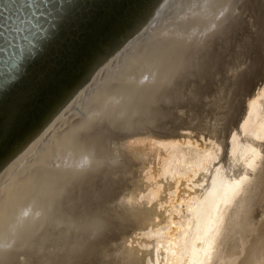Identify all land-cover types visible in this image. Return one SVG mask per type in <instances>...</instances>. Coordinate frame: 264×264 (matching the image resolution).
Returning a JSON list of instances; mask_svg holds the SVG:
<instances>
[{
  "label": "bare ground",
  "instance_id": "bare-ground-1",
  "mask_svg": "<svg viewBox=\"0 0 264 264\" xmlns=\"http://www.w3.org/2000/svg\"><path fill=\"white\" fill-rule=\"evenodd\" d=\"M158 1L160 2L162 0H0V259H1V255H2V257L5 254L9 255V253L11 251V250L9 251V249L11 248L12 244H15V246L17 245L16 248H19V246L20 245L22 246V244H23V249H24V243L25 242L20 244V245H18V243L21 241V239L24 238V235L28 234L27 236L30 237L31 231H29V228H30V230H32L31 227H32V225H34L33 223L37 224L36 222H37L38 218L42 214L45 213L43 211L44 208H46V206L51 207L54 205H55L54 207H57V205L55 203H53L52 200L54 198L56 199V197H57L56 195H58L61 192H58L56 189L57 193L55 195L56 197H54V198L51 196L54 194V192H51L50 197H52V200H50L51 198L49 197L50 198L49 202L52 201L51 202L52 205L50 206L48 204L49 203L48 200H46V203H45L43 201L44 199L43 200L41 199L43 197V195L41 194L42 195V197H41L40 193H42L44 191L41 192L40 190H43V189L46 190L47 189L46 193L48 196L49 195L48 194L49 189H50V191H52L51 190L52 188L57 187V185L60 186L61 182L63 183L62 180L65 178L66 173L68 174V172H69V170H67V169H71V168L74 169L78 165H80V167H81V164L86 165V164L91 162V159L94 160V158L97 156L96 154L92 153L94 151L93 149H92L93 150L92 152H90V151L89 152L94 154L95 157H92L91 156L92 154H89L87 151V149L90 148L92 146V144H94L99 139H101V138H99L98 133H96L94 131L95 127L98 131H99V129L97 127L98 125H100V129L103 128V131L105 129L104 126H107V125H109L111 127L114 126L116 128V125L120 126V124H121L122 130H123L124 126L128 127V124H125L124 126H122V124H124L125 120L127 121L126 117L128 118V116H127L128 112L131 111V113H132L131 115H133L135 112H137V111H132V109L138 110L136 107L139 108V106L142 104V102H143V104L145 101L147 102V100L149 98L148 96H150V94L154 93L153 90L156 91L155 94L158 95L157 92H160V90H161L160 88H162V86L164 87L163 83L167 79H169L173 73H175V69L178 66L177 64L179 63V61H181L183 58L185 59L187 57V56H185L186 53L188 54V58H190V59H191V57H190L191 54L192 55L196 54L195 53L196 50H194L193 53L188 51L189 53H191L189 56V53L186 52L188 45H185V44L187 42L191 41L190 38L192 39V36L194 34L196 35L197 31H199V32L202 31V29L204 28V26L208 22V19L205 20L208 12L213 11V9H215V7L218 5L217 4L218 0H169V2H167L166 5L164 3L161 6V8H159L160 10H162L160 17L165 18V15L168 14L169 11H171V9H173V11H174L173 17L166 24H163L162 26H160L158 28H155L149 24L142 25L141 29L138 31V33L133 38L130 39V37L133 35V33L138 29V27L143 22L146 23V21L147 22L149 21L151 10L157 4ZM221 1H225V0H221ZM227 1L228 0H226V3H227ZM235 1L236 0H234L232 2V4ZM237 3H239V2H237ZM251 3H253V2H251ZM176 4H179V6L178 5L175 6ZM164 5L166 7L165 9H163ZM221 5L224 6L222 4V2H221ZM261 5H263V4H261ZM231 6H233V5H231ZM231 6L229 7L230 9H231ZM254 6H255V4H254ZM234 7L236 8V5H234ZM258 7H256V8H258ZM225 8H227L226 5H225ZM225 8H224V10H225ZM235 8H233V9L236 10ZM217 9H218V7H217ZM219 9H220L219 11L222 12L223 9L222 8H219ZM160 10H158V12ZM227 11L228 10H226V13H227ZM231 12H232V9H231ZM224 13H225V11H224ZM226 13H225V15H226ZM228 14H230V13H228ZM230 15H232V14H230ZM252 15H254V14H252ZM252 15L247 14L246 17L252 16ZM229 16L226 15L225 18H227ZM263 17H264V15H263ZM222 18H224V17H222ZM233 18L235 19V16ZM233 18H231V20ZM234 19L232 20L233 22L235 21ZM243 19H246V18H243ZM251 19L252 18L249 19V17H248V20L252 21ZM227 20H229V18ZM255 20H256V18H255ZM221 21H224V19ZM230 21H227L226 24L223 22L222 23L218 22V23L220 24V27L222 24H225V27H226L227 23ZM239 21H240V19H239ZM241 21H243L245 23L247 22V20L246 21L241 20ZM241 21L239 23H241ZM218 23H216V24H218ZM235 23H236V21L233 24H235ZM208 24L206 25L205 28H207ZM228 25H229V23H228ZM247 25L249 26L250 23ZM214 26L216 29L217 25H214ZM222 26H224V25H222ZM232 26H233V28L235 27L234 25H232ZM218 27H219V25L217 26V29H220V31H221V28H218ZM228 27H230V26H228ZM228 27H227V30H229ZM261 27H262V25H261ZM205 28H204V31H205ZM213 29H214V27H213ZM238 29H239V27H238ZM250 29H252V28H250ZM260 29H262V28H260ZM227 30H225L224 32H226ZM247 30L248 29H246L245 31H247ZM236 31H237V28H236ZM241 31L244 32L242 29H241ZM194 32H196V33H194ZM230 32H231V30H230ZM233 32H234V30H233ZM262 32H261V34L263 35ZM201 33H203V31ZM248 33H250V32H248ZM228 34H230V33L228 32ZM236 34H238V33L237 32L234 33V35H236ZM262 35H260L258 37L263 38L264 36L262 37ZM231 36H233V35H231ZM140 38H145V39H143L144 41L142 42V44H140V46H137V47L134 46L135 43L138 42V40ZM197 38L198 37H196V39ZM200 38H201V36H200ZM200 38H198V39H200ZM201 40H200V42H201ZM248 40H250V39H248ZM260 40H262L261 42L263 44V42H264L263 39H260ZM253 41H255V40H253ZM122 42H124V44L121 46ZM220 43H222V42H220ZM175 44H177V45L175 46ZM196 44H197V41H196ZM194 45H195V43H194ZM184 46L187 48L185 49ZM197 46L199 47V45H197ZM215 46H217V45H215ZM144 47H146V48H144ZM140 48H144L143 50H141L142 52L140 51ZM219 48H222V47L219 46ZM216 52H218V51H216ZM262 53H264V52H262ZM214 55H217V53ZM240 57L241 56H239V58ZM249 57H250V55H249ZM188 58H186V59H188ZM223 58L224 57H222L221 60ZM192 59H194V58H192ZM263 59H264V57H263ZM186 61L188 64H190L188 62V60H186ZM198 62H199V60H198ZM245 62H247V61L245 60ZM113 63H117V66H118L117 69H115L112 73H110V75L106 76V78H104V80H102V81L100 80V83L93 90L91 89L92 92L90 91V94L85 98L84 103L79 108L76 107L78 109H74L76 111H74L73 116L71 118H69L68 120H66L65 123L60 128L58 127L55 129L53 127V129H51L53 124L55 123L56 119L58 122L60 119L64 120V118L63 119L61 118L62 117L61 115L63 114V112L66 109H69L68 107H70V104L75 99L79 98V96L82 95L81 91L84 89V87L86 85L83 88H81L79 91L75 90L76 87L79 86V84L81 82H84L85 80H86V83H88V82L90 83V81L93 79V77L97 76L101 72L103 67L106 66L105 68H107V66H108L110 68V66L113 65ZM193 63L194 62H192V66H193ZM225 63H227V62H225ZM225 63L223 64V67H225L224 66ZM229 63H231V62H229ZM234 63H235V66L230 67L229 66L230 64L228 65L230 67V68L228 67L229 68L228 71L231 70L230 72H233V70H235L238 63H237V61H234ZM234 63H233V65H234ZM236 63H237V65H236ZM217 66H219V65L217 64ZM238 67H237V69H238ZM242 67H240L241 71H243ZM220 69H222V68H220ZM112 70H113V67H112ZM190 70H191V68H190ZM261 70H262V72H260L261 77L259 78L260 82L259 83L257 82L258 84L257 83L253 84V87L252 88L250 87L251 89L248 87L250 90L246 89L248 91L247 92L245 91L246 92L245 94H243L244 93V91H243L241 94L243 96L239 95V96L243 97L242 99H240L241 104L239 103V105H241V108L238 105L239 106L238 109H240V111L238 113V110H237L238 114H237V116L235 115L236 117L235 116H233L231 118L229 117L230 121L234 117H235L234 118L235 120L233 121V123L229 122V123H232L233 125L232 124H231L232 126L227 125L229 127L228 129H227L226 125H224L227 123H223L224 127H226L225 131H223V132L219 131L220 130L219 127L218 128L214 127L215 129L211 128V126H209L211 121L210 122L207 121V122H209V125H205L206 120L203 122H197V120H196L197 123L190 122L193 125L190 123L189 124L185 123L186 125H180V124L178 125V126H181L182 128L183 127L190 128V130L195 129L196 131L195 130L192 131L193 134L195 131L196 136H201V135L205 136L206 135L205 138H207L209 136L208 138L211 137L214 142H212V144H213L212 145L211 141L209 140L210 145H209V142L206 144V145H209V147H211V152H208L206 150L207 151L206 153L203 152L200 156L198 155L197 159L195 158V160H193L191 162V165L193 166V170H194L192 172L193 173L192 175L196 174V177L195 178L193 177L194 180H191L192 179V177H191V178H189L190 180H188V182H187V183H189V181H192L191 182L192 185L190 186L193 189V191L190 189L191 190L190 195L192 194V198H191V201L187 200V201H189V204L187 203L188 206L186 208V212L185 211H184L185 213L182 212V213H184L183 217H184L185 221L182 224V227L180 228L181 229L180 232L178 231L179 232L178 246L176 247V249L173 250V252H171L172 255L171 254L170 255H171L172 261H170L169 264H264V63H263ZM246 71H248V70H246ZM244 73H246V72H244ZM225 74L227 75L228 73H225ZM232 74L233 75H231V73H230L231 76L235 77V74L234 73H232ZM115 76L118 77L117 81L120 79L119 82H115V83L113 81L111 82V80H113V78H115ZM219 76L220 75H218V77ZM172 77H173V75H172ZM214 77H215V75H214ZM97 78L98 77H96L95 79H97ZM249 78H250V76H249ZM251 78H253V77L251 76ZM109 79H111V80L109 81ZM98 80H99V78H98ZM196 81H199V80H195V82ZM230 81L231 80H229V82ZM234 81L236 82V80H234ZM237 81H239V80H237ZM94 82H95V80H94ZM198 83L200 84V82H198ZM208 84H209L208 86H210V83H208ZM187 86H189V85H187ZM233 86L234 85H232V87ZM204 87H206V86H204ZM216 88H218V87H216ZM239 88H241V87H239ZM165 89H168V87ZM201 89H203V88H201ZM201 89H198V90L200 91ZM218 89L214 93V94H216L215 96H212L214 94H211V96L214 98L211 97L212 100L210 102H212V103L210 105H212V104H216V105L222 104L223 105V103L231 104V102L228 103V100H224L225 98L223 99L224 96H226V95L229 96V91L227 92L226 89L224 88L228 94L226 93V95H225V92L223 91L224 94L222 97L221 95H219ZM86 90H87V88H86ZM163 90H164V88H163ZM227 90H230V89L227 88ZM239 90H238V92H239ZM164 91H166V90H164ZM220 91H221V89H220ZM84 92H86V91L84 90ZM71 93H73V94H71ZM234 93L235 92H233V94ZM155 94H153V95H155ZM203 94H204V92H203ZM157 95H155V96H157ZM160 95H162V94H160ZM236 95H238V94H236ZM155 96L152 99L154 101H156ZM231 97H233V96H231ZM206 99H208V98H206ZM228 99H230V98H228ZM231 99H233V98H231ZM236 100L239 101V99H236ZM154 101H151V103H153ZM238 101H237V103H238ZM191 102H193V101H191ZM198 102H199V100H198ZM205 102L206 101H204V103ZM233 102H234V100H233ZM199 103H197V104H199ZM61 104H63V105L65 104V105L61 108V106H62ZM193 104H194V102H193ZM149 105H152V104H149ZM191 105L192 104L187 105V106H191ZM234 105L236 106L235 108H237L236 102H234ZM199 106H200V104H199ZM229 106L230 105H228V107ZM232 106L233 105H231V107ZM150 107H153V106H149V108ZM203 107H204V104H203ZM228 107L226 106V108L223 107L222 109L225 108V110L227 111ZM231 107H230V109H231ZM60 108H61V110H60ZM233 108H234V106H233ZM233 108H232V110H233ZM150 109H148V110H150ZM207 109L212 110V107H209ZM213 109H216V108H213ZM219 109H221V108H219ZM56 110H60V112L53 119L52 123H49L41 132H39V129H41V127L46 123V121H48L55 114ZM190 110H192V109H189V111ZM229 110H228V112L231 111V110L230 111ZM197 111H199V110H197ZM224 111L221 110L220 113L221 112L224 113ZM216 112H218V111H216ZM228 112H226V113L228 114ZM183 113H185V112H183ZM190 113H191V111H190ZM195 113H196V110H195ZM211 114L213 115L214 112ZM232 114H236V113H232ZM129 115H130V113H129ZM134 115L136 116V113ZM193 115H194V113H193ZM218 115L214 114V117L216 118V116H218ZM225 115L226 114H224V116ZM179 116H176V117H179ZM182 116H180V117L182 118ZM202 116L204 117V113L202 114ZM211 116H209V117H211ZM220 116H223V115H220ZM195 117H197V116H195ZM200 118H201V116H200ZM215 118L214 119L212 118V120L216 121L217 119H215ZM218 118L223 119L226 117H218ZM130 119L131 118L129 117L127 123H129ZM177 119H180V118H177ZM184 119L185 118H183V120ZM207 119L210 120V118H208V116H207ZM155 120H157V119L155 118ZM227 120H228V118H227ZM177 121L173 122L174 125ZM225 121L226 120H224L223 122H225ZM177 123H179V122H177ZM181 123H183V122L181 121ZM194 123H195V126H194ZM211 123H212V125L214 124L213 122H211ZM170 124H171V122H170ZM54 125H56V124H54ZM57 125H58V123H57ZM59 125H61V124H59ZM102 125H104V126L101 127ZM148 125L147 126H146V124L144 125V126L148 127L147 128L148 131L145 132L146 134L143 132L145 134L144 137H147V138L150 137L148 140L147 139L139 140L138 135H139L140 131L138 132L135 128L132 129V132H130V133H126V131H124L126 133V136H123V137L122 136L121 137L116 136V137H118L117 142H118L119 146L121 144H124V143L127 144L129 142L128 143L129 146L127 144L128 150H127V146L121 145V146H125L127 151H125V148L121 149L118 146V144H116L117 145L116 148L117 147L120 148V150H118V151L120 152L121 150L122 151L124 150L128 154L130 152L131 157H133L132 154L134 153L133 158L135 160H137L140 164H141V162L142 163L145 162L144 157H146V159H147L148 155H146V154L151 155V156H149L150 158L152 157L151 161L149 160V162H150L149 164L152 165V167H150V168H152V175L153 176H152V180H151V178H150V180L148 178H144L145 169H139L137 171V168L140 167V166H138L139 164L134 163V164H137V166H138L137 168H135L136 165L132 166L131 162H134L133 161L134 159L132 158V161H131L130 160L131 158H129L130 156L128 155L129 156V157H127L128 160H126V162L124 161V163H127L130 160L129 163H131V166L136 169V172L135 171L134 172L137 173V175L133 172L135 174V175H133V177L134 176L136 177V178L134 177L135 180L129 179V180H131V182H130L127 179L128 176H126V175H125L126 177H122L121 180H119L117 178L119 180L118 182L120 183V181H121L122 183L120 186H118V185L116 186V188L117 187H119V188L116 189L114 187L116 190L120 189L122 187V185L124 186L125 184L128 185L130 183V185H128L129 187L127 185L124 186V188L127 187L129 190L126 191L127 193L125 192L126 193L125 195L122 193L123 198L120 196L121 194L119 192L117 193V191H116L117 195H119L121 197V199H123L121 201H120V198L119 199L117 198V200H116L117 202H116L114 199H116L115 196H117V195H115V192L113 190L112 191L108 190L110 192H113L115 195V196H113L111 193H110L111 195H109L110 197L113 196L112 198H114L113 199L114 202L112 201V198H108L110 200V203H112L111 205H114L115 203H117V205H116V207L114 205V208H112V209H109V207L107 206L109 210H107L106 216L108 217V215H109V218H110V214H111L112 218L114 216H116V218H118V220L123 223L122 229L121 228L120 229H121V232H124V233L123 234L121 233V234L124 235L126 233V235H124L125 237L123 236V239H122L121 238L122 235L120 234L121 240L118 239L119 236L116 237L119 242L118 243L114 242L113 243L114 245L113 246L111 245L112 247L110 248V252H109L110 254L107 253V254H109V259L107 258V262L104 260L106 262V264H147V260H150L151 264H159L160 263V262H158V260L160 259V258H158V252L161 249L157 248L158 242H157V245H156V243L151 244L150 247L149 246L144 247L142 245H140V247H138V245L131 244V243H133V241L136 240V239L133 240V237H136V233L138 232V230H140V229L143 230L144 228L147 229V227L149 225H154V222H157V221H155L156 219L157 220L159 219L161 221V220L167 218L166 217L167 216L166 210L161 209L162 205L160 203H162V201H164L163 199H165V192H166V190H168V188L173 187L174 184L177 187L176 182L172 183L170 181H166V179H165L164 181L166 183L164 185L161 184V186L158 187L154 193V195L157 194L155 196L156 201H153V199L151 198V195H150V197L149 196H146V197L143 196V193L147 192L146 189H148V187L151 184H153V179L158 176V175L157 176H155V175L159 174V173H155L156 169L154 167L155 163H156L155 159L158 158L157 157L158 150L155 146V143H157L156 141H158L157 139L158 138L159 139H161V138L166 139V138H171V137L173 138V137H176V135L180 136V134H178L180 132L179 131L177 133L175 132V130H174L175 128L173 129L174 125L171 126L172 128L171 127L163 128L164 130L162 128H161L162 130L155 129V127H154L155 125L153 126V124H151L152 126L150 125L151 127H149ZM167 125H169V124H167ZM109 126H108V128H109ZM131 126L133 127V124ZM131 126L129 128H131ZM215 126H216V124H215ZM217 126H219V125H217ZM92 127H94V130L92 129ZM108 128L106 127L107 130H108ZM118 128L121 129L120 127H118ZM118 128H116L115 131L116 130L119 131ZM129 128H127V129H129ZM177 128L178 127H176V130H178ZM220 128L223 129L222 127H220ZM90 129H92V130H90ZM217 129H219V130H217ZM107 130H105V131H107ZM122 130H120V131H122ZM130 130H128V131H130ZM133 130H136V131H133ZM186 130H188V129H186ZM105 131L103 133H105ZM187 132L189 133L190 131L188 130ZM99 133H100V137H102V135H103L102 132L100 131ZM113 133H116V132H113ZM119 133H121V132H119ZM123 135H124V133H123ZM188 135L189 134H186V135H185V133L183 134L184 137H188ZM196 136H195V138L198 139V137H196ZM44 137H45V139H44ZM172 138H171V141H172ZM178 138H180V137H178ZM202 138H204V137H202ZM181 139H183V138H181ZM190 139L191 138L189 137V140ZM159 141H158V143H159ZM180 141H182V140H180ZM199 141L201 142V140H199ZM203 142L204 141H202V143ZM39 143H41L43 147H41V148L37 147L38 149L34 148ZM98 143H95V144L98 145ZM100 143H101V145H103L104 141H102ZM100 143H99V145H100ZM130 143L134 144V145L132 147H130L131 146ZM137 143H139V144H137ZM82 144L85 146V148H82V146H83ZM95 144H94V146H96ZM159 144H161V141ZM203 144H205V143H203ZM164 145H166V144H164ZM168 145H166V148L168 150H172V152H173V149H174L173 144L171 142H169ZM94 146H92V147H94ZM202 146H204V148H205V145H202ZM97 147L98 148H94V149L95 150L99 149V146H97ZM129 147L131 150H129ZM33 148H34V150L35 149L36 150L33 151ZM88 150H91V149H88ZM97 151H95V152H97ZM100 151L102 153V150H99V152ZM118 151L117 150L114 151V153L116 152L115 155H118V153H117ZM204 151H205V149H204ZM15 152H18L16 154V156L12 160H9L10 157H12L15 154ZM125 152H124V154H125ZM104 153H103V155H101L99 153L100 158L102 156L104 157ZM127 153H126V155H124L125 157L127 156ZM108 154H111V153H108ZM120 154L122 156V152H120ZM105 155L107 156V154H105ZM113 155L114 154L111 155L112 158H113ZM106 156H105V158H106ZM118 156H120V155H118ZM98 157H99V155H98ZM108 157L109 156H107V158ZM122 157L120 158V160L122 159ZM125 157H123V158H125ZM109 158H110V160L112 159L111 157H109ZM142 158H144V159L142 160ZM98 159L99 158H97V160ZM114 159H117V158H114ZM95 160L93 162L97 163ZM123 160H125V159H123ZM123 160H121V162H120L119 157H118V161L121 164H123L122 163ZM137 161H135V162H137ZM185 161H187V160L185 159ZM86 162H88V163H86ZM147 162H148V160H147ZM147 162H145V164ZM17 163H18V165L15 166ZM121 164H120V166H122ZM187 164H188V162H187ZM113 165H115V164H113ZM128 165L129 164L127 163V166ZM147 165H148V163L142 167L146 168ZM91 166H93V164ZM91 166H88V167H91ZM118 166L119 165H117V167ZM132 167H131V170H132ZM115 168H116V166H115ZM65 169L67 170V172L64 171ZM127 169H129V168H126L125 171H127ZM179 169H181V168H179ZM76 170H78V167ZM76 170H75L76 173H74V171H73V173L75 174V177H79L78 175L81 174V173H79L80 170H78L79 174L77 176H76V174H77ZM115 170H114V173L115 172L117 173L118 170L117 171H115ZM119 170L121 171V169H119ZM131 170L129 172H131ZM63 171L65 172V176H63L62 180L59 179L60 184H58V182L56 181V180H58V178H56L55 180H54V178L55 177L60 178L62 175H64ZM125 171H123V172L121 171L122 174L123 173L126 174ZM168 171L171 173V170L167 167V165L162 168L163 173L164 172L167 173ZM110 172L113 173V170ZM177 173H178V169H177ZM127 174H129V173H127ZM187 174H189V173H187ZM110 175L112 176V174H110ZM116 175L112 176V178L116 177ZM119 175H120V173L117 176H119ZM73 176L74 175L72 174V178H73ZM106 176H105V179L107 178ZM80 177L77 179V181L80 179ZM82 177H85V176H82ZM99 177H100V175H99ZM130 177L133 178L131 175H129V178ZM166 177L167 176H165V178ZM72 178L69 179V181H68V178H67V180L65 178V183L67 181H68V183L70 182L69 185L68 184H65V185H68V186L72 185V183H74L76 180L75 179L74 182L71 183ZM119 178H121V177H119ZM3 179H4V181H2ZM51 179H53V181H55L57 183L54 184ZM103 179H104V176H103ZM161 179H159V180H161ZM95 180H96V178H95ZM100 180H102V179H100ZM155 180H156V178H155ZM173 180L174 179H172L171 181H173ZM177 180H178V178H177ZM180 180L181 179H179V181ZM127 181H129V182L127 183ZM150 181L152 183H150ZM156 181H158V180H156ZM162 181H160V182L163 183ZM186 181H185V184H187ZM99 182H101V181H99ZM115 182H117V181H115ZM115 182H114V184H115ZM177 183H178V181H177ZM182 183H184V182H182ZM53 185H56V186L53 187ZM61 185H64V183ZM68 186H66L63 190L65 191V189ZM181 186H183V185H181ZM181 186H180V188H181ZM60 187L58 189H60ZM107 189H108V187H107ZM109 189H111V188H109ZM63 190H61V191H63ZM92 190H94V189H92ZM121 190L122 189H120L119 191H121ZM124 190H126V189H124ZM124 190L121 192H124ZM179 190H181V189H179ZM179 190L178 191L172 190V191H174L176 196H177L176 192H179ZM38 191H39V194L36 193ZM95 191H96V189H95ZM105 191H107V190H105ZM181 191H182L181 194H185V196L188 195L186 192L187 189L185 190V188H183ZM84 192H85V190H84ZM97 192H95L96 195H97ZM81 193H82V191H81ZM36 194H38L41 198H39L38 195H36ZM43 194H45V192ZM76 194H75V196H76ZM79 194H80V192H79ZM85 194L86 193H84L83 195H85ZM90 194L91 193H89V195H86L87 198H88V196H89V198L91 197ZM127 194L129 197L127 199H125ZM35 195H36V197H35ZM59 196H61V195L59 194ZM86 196L85 197L83 196L82 198H86ZM166 196H167V194H166ZM37 197L39 200L41 199L42 204L44 203L43 205H45V207H43V210L41 209L42 211H40V212H42V214L36 212L34 209L35 207L33 208V205L35 204L33 201H35L37 199ZM155 197H153V198L155 199ZM75 198H74V200H75ZM77 198H80V195ZM87 198H86V200H87ZM89 198H88V200H89ZM103 198H101V199H103ZM174 198H175V196H174ZM185 198H187V197H185ZM33 199H35V200H33ZM55 199H54V201H55ZM108 199H107V201H108ZM171 199H172V197H171ZM177 199H178V197H177ZM39 200H36L37 205L39 202L41 203V201H39ZM78 200H77V202H78ZM82 200L83 199H80V201H82ZM92 200H95V199H92ZM183 200H184V198H183ZM84 201H85V199H84ZM118 201H120V202L118 203ZM169 201L171 202L173 200L169 199ZM169 201H167V202H169ZM31 202H33L34 204H32ZM164 202H163V206H164ZM85 203H86V201H85ZM97 203H99V202H97ZM80 204H81V202H80ZM87 204L89 205V201L87 202ZM167 204H169V203H167ZM167 204H165V206ZM70 205H72V204H70ZM35 206H36V204H35ZM39 207L41 208L42 205H40ZM81 207L82 206H80V208ZM84 208H86V207H84ZM46 209H48V208H46ZM46 209H45V211H46ZM51 209L52 208H50V210ZM69 209L71 210V208H69ZM182 209H184V208H182ZM36 210H38V208ZM50 210H48V213ZM70 210H68V214H69ZM73 210H74V208H72V211ZM105 210H106V208H105ZM81 211H83V210H81ZM53 212L54 213L57 212V209L54 208ZM74 213L75 212L71 213V215L72 214L75 215ZM169 213H170V211H169ZM49 214H47V215H49ZM62 214L59 215L60 218H62ZM65 214H66V212L63 215H65ZM167 214H168V212H167ZM37 215L39 217H37ZM52 215L55 216V214H52ZM71 215H70V217L73 218L74 216H71ZM112 215H114V216H112ZM50 216H51V214H50ZM54 216H52V217L54 218ZM169 216H170V214H169ZM169 216H168V218H170ZM171 216H172V214H171ZM34 217L37 218V220L35 219L36 221L32 222V221H34L33 220ZM42 217H43V215H42ZM44 217H45V215H44ZM52 217L50 220H52ZM65 217L67 218V215ZM46 218H47V216H46ZM71 218H69V219L71 220ZM83 218H82V220L84 221ZM40 219L41 218H39V220ZM39 220H38V223H39ZM57 220H59V219L57 218ZM61 220L63 221V218ZM61 220H59V222ZM40 221L42 223L43 219ZM166 221H167V219H166ZM46 222L47 221H45V223ZM52 222H55V221L52 220ZM52 222L49 224L55 225V223H52ZM167 222H170V221H167ZM31 223H32V225H31ZM66 223H67V221H66ZM72 223H73V221H72ZM87 224H91V223H87ZM42 225H40V227H38V225H34V227L35 226L38 227V228H35V230L36 229L40 230ZM60 225H61V223H60ZM91 226H90V228H91ZM34 227H32V228H34ZM44 227H46V225H44L42 228H44ZM120 227H121V225H120ZM42 228H41V230H42ZM50 229H51V227L49 228V230ZM41 230H40V232H42ZM49 230H47V231H49ZM45 231H46V229H45ZM28 232H30V234ZM151 232H152V230H151ZM45 234H48V232ZM45 234L43 236L46 237L47 235H45ZM98 235H99V233H98ZM27 236L23 239L24 241H26L25 239L28 238ZM39 236L42 238L41 234ZM150 236L148 238H150ZM31 237L33 238V240L36 239V237H34L33 235ZM18 238L20 241L16 240ZM136 238L138 239V237H136ZM146 238H144V239H146ZM40 240L42 241L43 239H40ZM114 240L116 241V239H114ZM16 241H18L17 244L14 243ZM30 241H31L32 245L33 246L35 245V247H36V243L34 242L35 243L34 244L32 239ZM30 241L28 240V242H30ZM74 241H75V239H74ZM135 243H136V241H135ZM38 244H39V241L37 242V245ZM61 244H63V243H61ZM138 244H141V243L138 242ZM173 245H175V244L173 243ZM13 246H12V248H13ZM27 246H29V243H28V245L25 246L26 247L25 250L28 248ZM33 246L32 247L30 246V247L33 248ZM16 248H14V249H16ZM31 248H29V250ZM20 249H21V247L19 248V251H20ZM70 249H71V247H70ZM21 251H22V249H21ZM26 253H27V250L25 251L24 256L26 255ZM27 254H29V253H27ZM28 256H27V258H28ZM105 256H103V258ZM4 258H6V256H4ZM16 258H18V257H16ZM103 258H101V259H103ZM15 259H13V260H15ZM22 260H23V256H22ZM160 260H162V259H160ZM0 261H2V260H0ZM35 261H36V259H35ZM167 261H166V264H168ZM36 262H38V261H36ZM39 262L36 264H39ZM161 262H163V261H161Z\"/></svg>",
  "mask_w": 264,
  "mask_h": 264
},
{
  "label": "rangeland",
  "instance_id": "rangeland-1",
  "mask_svg": "<svg viewBox=\"0 0 264 264\" xmlns=\"http://www.w3.org/2000/svg\"><path fill=\"white\" fill-rule=\"evenodd\" d=\"M221 0H218V5L215 7V9H213V11H210V12H208V14H207V16H206V18H205V20H207L208 19V22H207V24H208V26H207V28H205L206 27V25L204 26V28H205V31H204V28L202 29V31H203V33H201V32H199V31H197V34L195 35H193L192 36V39L190 38V42H187L185 45H188L187 47H185V49H186V52H192L193 53V51L194 50H196V54H194V55H192L191 53H189V56H190V54H191V59L190 58H188V54L186 53L185 54V56H187L186 58H188V59H182L181 61H179V63L177 64L178 66L176 67V69H175V73H173L172 75H173V77H172V75H171V77L169 78V79H167L164 83H163V85H164V87L162 86V88H160L161 90H160V92H157L158 93V95L157 94H155L156 93V91H154L153 90V94H155V95H157V96H155V95H153V94H150V96H148L149 98H148V100H147V102L145 101L144 102V104H143V102H142V104L139 106V108L138 107H136L138 110H136V109H132V111H137V112H135L136 113V116L134 115H131L132 113H131V111H129L128 112V118L130 117L131 119L129 120V123H127V121H128V118L126 117V119H127V121L125 120V122H124V124H122V126H124L125 124H128V127H123V130H122V127H121V124H120V126H118V125H116V128H118V127H120L121 129H119V131L118 130H116L115 131V127L114 126H109V125H107V126H104V125H102L101 127H105V129H104V131L105 130H107L106 129V127L108 128V126H109V128H108V130L107 131H105V133H103L104 131H103V128H101L100 129V125H98L97 127H98V129H99V131L96 129V127H95V130H94V127H92V129L96 132V133H98V135H99V138H101V139H97L98 141L97 142H95V143H100V142H102V141H104V146L103 145H101V143H100V145H99V143H98V145H96L95 143V145L96 146H94V144H92V146H94V147H90V148H88V149H91V150H88L87 149V151H88V153L89 154H92V153H94V154H96L97 156V158H99L98 160H97V158L95 157V155L94 154H92L91 156L92 157H95L94 158V160L97 162V163H95V162H93L94 160L93 159H91V162L90 163H88V162H86V163H88V164H81V167H80V165H78V166H76L74 169L73 168H71V169H67V170H69V172H68V174L66 173V176H65V172L64 171H66L67 172V170L65 169L64 171H63V174L64 175H62L60 178L59 177H55L54 178V180L56 179V178H58V180H56L57 182H58V184H60L59 183V179L60 180H62L63 179V176H65V178H66V180H67V178H68V181H69V179H71L72 178V174L74 175L73 176V178H72V181H71V183L72 182H74V180H75V182L74 183H72V185H70V186H68L69 184H70V182L68 183V181L65 183V178L62 180L63 181V183H64V185H61V184H63L62 182H61V184H60V186L59 185H57V187H55V188H52L51 190L52 191H50V189H49V191H48V196H47V193H46V191H47V189L45 190V189H43V190H40L41 192L42 191H44L45 192V194H43L44 192H42V193H40V196L42 197V195H43V197L41 198L38 194H39V191L38 192H36V193H38V194H36V195H38V197L39 198H41L45 203H46V200H48V202H49V199L50 200H52V197L54 198V197H56V199H55V201H54V199L52 200L53 201V203H55L56 205H57V207H54V206H51L52 205V201H50L48 204L51 206V207H47L46 206V208H48V209H46V208H44V210H43V207H45V205H43L42 204V200L40 199H38V197H37V199L36 200H39V201H41V203L39 202L38 203V205L40 204V205H42V207L40 208L38 205H37V203H36V200L35 199H33V200H35V201H33L35 204H36V206H35V204L33 203V202H31L32 204H34L33 205V208L35 209V211L36 212H38V213H41L42 214V212H40V211H44L43 213L44 214H42L43 215V217H42V215L39 217L38 215H37V217H39V218H41L40 220H42L43 219V221H42V223H41V221L39 220V218H38V220H39V223H38V220H37V218H35L34 217V221H32V222H35L36 220H37V224H35V223H33L34 225H38V227H40V225H42L41 226V228L44 226V225H46V227H44V228H42V230H41V228H40V230L42 231V232H40V230H38V229H36L35 230V228H38L37 226H35L34 227V225H32V223H31V225H32V227H34V228H32L31 226V229L32 230H30V228H29V231H31V235H30V237L33 235L34 237H36V239H34L33 240V238L31 237H29V236H27V235H24V238L27 236L28 238H26L25 240L27 241H24L23 239H21V241L19 240V238L18 239H16V240H18V241H20L19 243H18V241H16V242H14V243H18V245H20V244H22V243H24V249H23V244H22V246L20 245L19 246V248L21 247V249H22V251H21V249H20V251H19V248H16L17 247V245L15 246V244H12V246H13V248H12V246H11V248L13 249H9V251H10V253H9V255H7V254H5L4 256H6V258H4V256L2 257V255H1V259L0 260H2V261H0V264H18L19 262V264H36V263H38L39 261V264H79L80 262V264H106V262H107V258L109 259V252H110V248L114 245L113 243L114 242H116V243H118L119 241H118V239L119 240H121V238L123 239V236L124 235H126V233L124 234V235H122L124 232H121V229H122V226H123V223L121 222V221H119L118 220V218H116V216H114V215H112V216H114L113 218L111 217V214H110V218H109V215H108V217L106 216V212H107V210H109V209H112V208H114V205H115V207H116V205H117V203H115L114 205H111L112 203H110V200L108 199V198H112L113 196H115V195H117V193L119 192L121 195V197H122V195L124 194H126L127 192V190H129L127 187H125L124 188V186L125 185H127V184H125L124 186L122 185V187L120 188V189H122L121 191H123L124 189H126V190H124V192H121V191H119L120 189H118V190H116L117 188H119V187H117L116 188V186L118 185V186H120L121 185V181H120V183L118 182L119 180H121L122 179V177H126V176H128V180L129 179H134V177H133V175H137V173H135L136 172V169L135 168H137L138 166H140L139 168H137V171L139 170V169H145V173H144V178H148L149 180H150V178H151V180H152V168H150V167H152V165H150L149 163V160L151 161V158L149 157V156H151V155H149V154H146V155H148V157H147V159H146V157H144L145 158V162H147V160H148V165L146 166V168H144V167H142V166H145L146 164H145V162L144 163H142L141 162V164L137 161V160H135L133 157H134V153L132 154V156L133 157H131V153L129 152V154L127 153V152H125V151H127L128 150V146H129V142L127 143L128 144V146H127V144H121V145H125V146H127V150H126V147L125 146H119V144H118V142H117V139H118V137H123V136H126V133H130V132H132V129H136L138 132L140 131V133H139V140H141V139H149L150 137H144V135L146 134L145 132L146 131H148V127H146L148 124V126L149 127H151L152 125L151 124H153V126L155 127V129H160V130H162L163 128H169V127H171L172 125H174V121H177V122H179V123H175V125H174V127H173V129L175 130V132L177 133L178 131L180 132V133H178V134H180V136L178 135H176V137H171L172 138V141H171V138H166V139H157L158 141L160 140L161 141V144H159L160 143V141H159V143H158V141H156L157 143H155V146H156V148H157V150H158V155H157V157L158 158H156L155 160H156V163H155V169H156V172L155 173H159V174H156L155 176H157V177H155L156 178V180H158V181H156L155 180V178L153 179V184H151L149 187H148V189H146V193H143V196H149L150 197V195H151V198L153 199V201H156V195L157 194H155L154 195V193H155V191L157 190V188L158 187H160L161 186V184L162 185H164L166 182L164 181L165 179H166V181H170V182H176V184H177V187H176V185L174 184V186L173 187H170V188H168V190H166V192H165V199H163L164 201H162V203H160L161 205H162V207H161V209L163 210H166V217L167 218H165V219H163V220H155V221H157V222H154V225H149L148 227H147V229H143V230H138V232L136 233V237H138V239L136 238V237H133V240H135L136 241V243H135V241H133V243H131V244H136V245H138V247H140V245H142V246H144V247H150L151 246V244H155L156 243V245H157V242H158V246H157V248L159 249H161L159 252H158V258H160V259H162V260H158V262H160L159 264H166V261H167V263L169 264V262L170 261H172L171 260V252H173V250L174 249H176V247L178 246V235H179V232H180V228L182 227V224L184 223V221H185V219H184V217H183V214L186 212V208H187V206H188V204H189V201H191V198H192V194L190 195V193H191V190L193 191V189L190 187L192 184H191V182L192 181H189V183H187L188 182V180H190L189 178H191L192 177V179L191 180H194V178L196 177V174L195 175H192L193 173V166L191 165V162L193 161V160H195V158L197 159L198 158V155L200 156L203 152L204 153H206L207 151L208 152H211V147H209V145H210V141H211V144H212V142H214L213 140H212V138L210 139V138H205V136L204 135H201V136H196L195 135V129H193V130H195L194 131V134L192 133V129L190 130V128H186V127H181V126H178L179 124L180 125H186L185 123H190V122H195V123H197V122H203V121H205L206 120V122H205V125H209V122L211 121V122H213L214 124L212 125V123L210 122V125L209 126H211V128H218L219 127V129H217V130H219V131H225V129H226V127H227V129L229 128L228 126H232L233 124V121L235 120L234 118L237 116V114L239 113V111H240V109H238L239 108V106H240V108H241V105H239V103L241 102L240 101V99H242L243 97H241V96H243V95H241L242 94V92L244 91V93L243 94H245L248 90H246V89H249L250 87L252 88L253 87V84H256L257 82L259 83L260 81H259V78L261 77L260 76V72H262V66H263V63H264V59H263V57H264V53H262V52H264V42H263V44H262V40H260V39H263V41H264V17H263V15H264V0H236L233 4H232V2L234 1H232V0H228L227 1V3H226V0L225 1H221L222 2V4L224 5V6H222L221 5V2H220ZM230 1V2H229ZM167 2H169V0H167L166 2H165V5L167 4ZM237 2H239V3H237ZM251 2H253V3H251ZM263 2V3H262ZM220 3V4H219ZM257 3V4H256ZM240 4V5H239ZM254 4H255V6H254ZM261 4H263V5H261ZM165 5L163 6V9H165L166 7H165ZM179 6V4H176L175 6ZM222 7H221V6ZM225 5L227 6V8H225ZM231 5H233V6H231ZM234 5H236V8L234 7ZM239 5V6H238ZM231 6V9H232V12H231V9L229 8ZM253 8H252V7ZM259 6V7H258ZM169 7V6H168ZM174 7V6H173ZM217 7H218V9H217ZM235 8L236 10H234L233 8ZM251 7V8H250ZM256 7H258V8H256ZM219 8H222L223 10H222V12H220L219 10ZM224 8H225V10H224ZM259 9V10H258ZM226 10H228L227 11V13H226ZM230 10V11H229ZM224 11H225V13H226V15H230V14H232V15H230L229 17H227V18H225L226 17V15H225V13H224ZM250 12V13H249ZM255 12V13H254ZM262 12V13H261ZM228 13H230V14H228ZM236 15H235V14ZM247 14H249V15H252V14H254V15H252V16H248L249 17V19L250 18H252L251 20L252 21H250V20H248V17H246V15ZM259 14V15H258ZM263 14V15H262ZM161 15V14H160ZM173 15H174V11H173V9H171V11H169V13L168 14H166L165 15V18H161L160 16H159V21L157 22V23H154V24H151L153 27H155V28H158V27H160V26H162L163 24H166L172 17H173ZM257 15V16H256ZM224 17V18H222V17ZM235 16V19L233 18ZM233 18L235 21H236V23L235 24H233L234 22L231 20V18ZM239 17V18H238ZM262 17V18H261ZM161 18V19H160ZM229 18V20H227ZM237 18V19H236ZM243 18H246V19H243ZM255 18H256V20H255ZM211 19V20H210ZM224 19V21H221V20H223ZM239 19H240V21L241 20H244V21H246L247 20V22L245 23V22H243V21H241V23H239L240 21H239ZM226 20V21H225ZM231 20V21H230ZM221 21V22H220ZM227 21H230V22H228L229 23V25H228V23H227V25H226V27H225V24H226V22ZM250 21V22H249ZM259 21V22H258ZM263 21V22H262ZM225 23V24H222V25H224V26H222L221 25V27H220V24L219 23ZM216 23H218V24H216ZM239 23V24H238ZM250 23V25L248 26L247 24H249ZM257 23V24H256ZM260 25H259V24ZM214 25H219V27L218 28H221V31H220V29H217V26H216V29H215V26ZM232 25H234L235 27L233 28V26ZM252 25V26H251ZM261 25H262V27H261ZM228 26H230V27H228ZM232 26V27H231ZM254 26V27H253ZM213 27H214V29H213ZM224 27V28H223ZM227 27H228V29L229 30H227ZM238 27H239V29H238ZM241 27V28H240ZM245 29H244V28ZM249 27V28H248ZM236 28H237V31H236ZM250 28H252V29H250ZM258 28V29H257ZM260 28H262V29H260ZM241 29L244 31V32H242L241 31ZM246 29H248L247 31H245ZM217 30V31H216ZM225 30H227L226 32H224ZM230 30H231V32H230ZM233 30H234V32H233ZM263 32H262V31ZM259 31V32H258ZM263 33V35L261 34V32ZM228 32L231 34V35H233V36H231L230 34H228ZM238 33V34H236V35H234V33ZM248 32H250V33H248ZM138 33V32H137ZM137 33H135V34H133V36H131L130 37V39L131 38H133ZM194 33H196V32H194ZM205 33V34H204ZM225 33V34H224ZM240 33V34H239ZM260 33V34H259ZM201 34V35H200ZM203 34V35H202ZM243 34V35H242ZM245 34V35H244ZM226 35V36H225ZM253 35V36H252ZM260 35H262V37L263 38H261V37H258V36H260ZM200 36H201V38H200ZM230 36V37H229ZM196 37H198V38H200V39H196ZM237 37V38H236ZM251 37V38H250ZM253 37V38H252ZM194 38V39H193ZM229 38V39H228ZM231 38V39H230ZM236 38V39H235ZM143 39H145V38H140L139 40H138V42H136L135 43V45L134 46H140V44H142V42L144 41ZM202 39V40H201ZM216 39V40H215ZM235 39V40H234ZM248 39H250V40H248ZM200 40H201V42H200ZM215 40V41H214ZM229 40V41H228ZM253 40H255V41H253ZM196 41H197V44H196ZM200 43H199V42ZM234 41V42H233ZM220 42H222V43H220ZM229 44H228V43ZM250 42V43H249ZM194 43H195V45H194ZM226 43V44H225ZM194 46H192V45ZM213 44V45H212ZM217 45V46H215V45ZM177 44H175V46H176ZM197 45H199V47L197 46ZM232 45V46H231ZM249 45V46H248ZM260 45V46H259ZM196 46V47H195ZM219 46L220 47H222V48H219ZM242 46V47H241ZM247 46V47H246ZM253 46V47H252ZM258 46V47H257ZM147 47V46H146ZM146 47H144V48H146ZM192 47V48H191ZM234 47V48H233ZM240 47V48H239ZM245 47V48H244ZM144 48H140V51L141 50H143ZM196 48V49H195ZM198 48V49H197ZM242 48V49H241ZM263 48V49H262ZM228 49V50H227ZM116 50V49H115ZM192 50V51H191ZM242 50V51H241ZM262 50V51H261ZM216 51H218V52H216ZM220 51V52H219ZM225 51V52H224ZM248 51V52H247ZM114 52V51H113ZM142 52V51H141ZM198 52V53H197ZM238 52V53H237ZM241 52V53H240ZM251 52V53H250ZM255 52V53H254ZM140 53V52H139ZM217 53V55H214V54H216ZM250 53V54H249ZM259 53V54H258ZM227 54V55H226ZM231 54V55H230ZM242 54V55H241ZM197 55V56H196ZM223 55V56H222ZM229 55V56H228ZM245 55V56H244ZM247 55V56H246ZM249 55H250V57H249ZM257 55V56H256ZM263 55V56H262ZM213 56V57H212ZM226 56V57H225ZM231 56V57H230ZM238 58H237V57ZM239 56H241L240 58H239ZM253 56V57H252ZM255 56V57H254ZM222 57H224L222 60H221V58ZM246 57V58H245ZM192 58H194V59H192ZM220 58V59H219ZM232 58V59H231ZM244 58V59H243ZM251 58V59H250ZM215 59V60H214ZM148 60V59H147ZM186 60H188V62L190 63V64H188L187 63V61ZM198 60H199V62H198ZM213 60V61H212ZM227 60V61H226ZM230 60V61H229ZM245 60L247 61V62H245ZM249 60V61H248ZM149 61V60H148ZM218 61V62H217ZM223 61V62H222ZM231 62V63H229V62ZM234 61H237V63H238V65H237V63H236V68H235V70H233V72H230V71H228L229 70V68L231 67V66H235V63H234ZM192 62H194L193 63V66H192ZM211 62V63H210ZM217 62V63H216ZM225 62H227V63H225ZM254 62V63H253ZM263 62V63H262ZM225 63V67H223V64ZM233 63H234V65H233ZM252 63V64H251ZM217 64L219 65V66H217ZM230 64V65H229ZM250 64V65H249ZM215 65V66H214ZM230 67H229V66ZM248 65V66H247ZM239 66V67H238ZM243 66V67H242ZM106 67V66H105ZM105 67H103V69L101 70V72L97 75V76H94L93 77V79L90 81V83L88 82V83H86V80L84 81V82H81L80 84H79V86H77L76 87V91L78 90H80L81 88H83L85 85V87H84V89L81 91V94L82 95H80L79 96V98H77V99H75L71 104H70V107H68L69 109H66L64 112H63V114L61 115L62 117V119L64 118V120H59V122L57 121V119L55 120V123L54 124H56L57 125V123H58V125L56 126V125H54L53 124V126H52V128L51 129H53V127L56 129V128H60L64 123H65V121L66 120H68L69 118H71L72 116H73V113H74V111H76V110H74V109H78L83 103H84V100H85V98L90 94V91L92 92V90L100 83V80L102 81V80H104V78H106V76H108V75H110V73H112L115 69H117V63H113V65H111L110 66V68L107 66V68H105ZM112 67H113V70H112ZM217 67V68H216ZM229 67V68H228ZM237 67H238V69H237ZM240 67H242L243 69V71H241V68ZM190 68H191V70H190ZM215 70H214V69ZM220 68H222V69H220ZM252 68V69H251ZM106 69V70H105ZM110 69V70H109ZM183 69V70H182ZM210 69V70H209ZM219 69V70H218ZM214 70V71H213ZM217 70V71H216ZM222 72H221V71ZM226 70V71H225ZM246 70H248V71H246ZM252 70V71H251ZM107 71V72H106ZM183 73H182V72ZM221 73H220V72ZM224 71V72H223ZM254 71V72H253ZM109 72V73H108ZM231 73V75H233L232 73H234L235 74V77L234 76H231L230 75V73ZM236 72V73H235ZM242 72V73H241ZM244 72H246V73H244ZM259 72V73H258ZM179 73V74H178ZM181 73V74H180ZM213 73V74H212ZM219 73V74H218ZM225 73H228L227 75L225 74ZM248 73V74H247ZM210 74V75H209ZM225 74V75H224ZM240 76H238V75ZM253 74V75H252ZM175 75V76H174ZM214 75H215V77H214ZM218 75H220L219 77H218ZM222 75V76H221ZM102 76V77H101ZM249 76H250V78H249ZM251 76L253 77V78H251ZM96 77H98L99 78V80H98V78L97 79H95ZM213 77V78H212ZM222 77V78H221ZM227 77V78H226ZM174 78V79H173ZM212 78V79H211ZM216 78V79H215ZM218 78V79H217ZM258 78V79H257ZM112 79V78H111ZM111 79H109V81L111 80ZM116 79V80H115ZM117 79H118V77H116L115 76V78H113V80H111V82L113 81L114 83L115 82H119L120 81V79L117 81ZM231 80L230 82H229V80ZM233 79V80H232ZM94 80H95V82L97 83H95L94 82ZM172 80V81H171ZM194 80V81H193ZM195 80H199V81H196L195 82ZM224 80V81H223ZM234 80H236V82L234 81ZM237 80H239V81H237ZM248 80V81H247ZM258 80V81H257ZM194 83H193V82ZM223 81V82H222ZM234 81V82H233ZM169 82V83H168ZM198 82H200V84L198 83ZM213 84H212V83ZM222 82V83H221ZM232 82V83H231ZM240 84H239V83ZM252 82V83H251ZM96 85H95V84ZM193 83V84H192ZM208 83H210V86H208L209 84ZM217 83V84H216ZM224 83V84H223ZM229 83V84H228ZM231 83V84H230ZM257 83V84H258ZM192 84V85H191ZM195 84V85H194ZM237 84V85H236ZM242 84V85H241ZM246 84V85H245ZM167 85V86H166ZM187 85H189V86H187ZM208 86L207 88L206 87H204V86ZM218 85V86H217ZM220 85V86H219ZM225 85V86H224ZM229 85V86H228ZM232 85H234L233 87H232ZM94 86V87H93ZM192 86V87H191ZM213 86V87H212ZM246 88H245V87ZM168 87V89H165V88H167ZM194 87V88H193ZM196 87V88H195ZM216 87H220L219 89L218 88H216ZM232 87V88H231ZM239 87H241V88H239ZM249 87V88H248ZM86 88H87V90H86ZM163 88H164V90H166V91H164L163 90ZM193 88V89H192ZM201 88H203V89H201ZM226 89V91L228 92L229 91V96L228 95H226V91H225V89ZM227 88L228 89H230V90H227ZM234 88V89H233ZM250 88V89H251ZM92 89V90H91ZM195 89V90H194ZM198 89H201L200 91L202 92H200ZM217 89L219 90V95H221L222 97H223V91L225 92V95L226 96H224L223 97V99L224 100H228V103H230L231 102V104H225V103H223V105L221 104V105H216V104H212V105H210L212 102H210L211 100H212V98H214V97H212V96H215L216 94H214L215 93V91H217ZM220 89H221V91H220ZM240 89V90H239ZM249 89V90H250ZM84 90L86 91V92H84ZM203 90V91H202ZM205 90V91H204ZM210 92H209V91ZM213 90V91H212ZM234 90V91H233ZM238 90H239V92H238ZM163 91V92H162ZM246 91V92H245ZM192 94H191V93ZM203 92H204V94H203ZM209 92V93H208ZM231 92V93H230ZM233 92H235L234 94H233ZM238 92V93H237ZM164 93V94H163ZM194 93V94H193ZM198 93V94H197ZM200 93V94H199ZM207 93V94H206ZM218 93V92H217ZM71 94H73V93H71ZM160 94H162V95H160ZM187 94V95H186ZM211 94H214V95H212L211 96ZM228 94V93H227ZM236 94H238V95H236ZM160 95V96H159ZM196 95V96H195ZM210 95V96H209ZM239 95H241V96H239ZM84 96V97H83ZM156 97L155 98V100L156 101H154V100H152L153 99V97ZM191 96V97H190ZM196 98H195V97ZM231 96H233V97H231ZM189 97V98H188ZM212 97V98H211ZM230 98V99H228V98ZM237 97V98H236ZM84 98V99H83ZM147 98V97H146ZM158 98V99H157ZM204 98V99H203ZM206 98H208V99H206ZM231 98H233V99H231ZM239 99V101L238 100H236V99ZM79 99V100H78ZM81 99V100H80ZM195 99V100H194ZM201 99V100H200ZM154 101L153 103H151V101ZM185 100V101H184ZM189 100V101H188ZM193 101L194 102V104H193V102H191V101ZM198 100H199V102H198ZM203 100V101H202ZM231 100V101H230ZM233 100H234V102H236V105H237V108H235L236 106L234 105V102H233ZM236 100V101H235ZM187 101V102H186ZM196 101V102H195ZM204 101H206L205 103H204ZM237 101H238V103H237ZM158 102V103H157ZM191 102V103H190ZM203 102V103H202ZM79 103V104H78ZM187 103V104H186ZM189 103V104H188ZM197 103H199L200 104V106H199V104H197ZM73 104V105H72ZM149 104H152V105H149ZM159 104V105H158ZM161 104V105H160ZM185 104V105H184ZM190 104H192L191 106H187V105H190ZM203 104H204V107H203ZM241 104V103H240ZM62 105V106H61ZM60 106H61V108L65 105H63V104H61ZM153 106V107H150L149 108V106ZM215 107H214V106ZM228 105H230L229 107H228ZM231 105H233L234 106V108H233V106L231 107ZM239 105V106H238ZM59 106V107H60ZM148 106V107H147ZM184 106V107H183ZM195 106V107H194ZM219 106V107H218ZM225 107L226 108V106L228 107L227 108V111L225 110V108L224 109H222L223 107ZM76 107H78V108H76ZM155 107V108H154ZM184 109H183V108ZM191 107V108H190ZM194 109H193V108ZM209 107H212V110L211 109H207V108H209ZM230 107H231V109H230ZM61 108H60V110H61ZM141 108V109H140ZM150 109V110H148V109ZM187 108V109H186ZM213 108H216V109H213ZM219 108H221V109H219ZM232 108H233V110H232ZM59 109V108H58ZM140 109V110H139ZM148 111H147V110ZM189 109H192V110H190L191 111V113H190V111H189ZM201 109V110H200ZM232 111H230V110ZM236 109V110H235ZM60 110H56L55 111V114L48 120V121H46V123L41 127V129H39V132H41L49 123H52V121H53V119L57 116V114L60 112ZM143 110V111H142ZM183 112H185V113H183ZM195 110H196V113H195ZM197 110H199V111H197ZM204 110V111H203ZM207 110V111H206ZM211 110V111H210ZM215 110V111H214ZM226 111V112H228V110L230 111V112H228V114L224 111V113L223 112H221L220 113V111ZM237 110H238V113H237ZM71 111V112H70ZM172 111V112H171ZM193 111V112H192ZM209 111V112H208ZM216 111H218V112H216ZM188 112V113H187ZM201 112V113H200ZM204 113V117L202 116V114ZM209 114H211V113H213L214 112V114L215 115H218V116H216V118L214 117V114L211 116L210 114L208 115L207 113ZM129 113H130V115H129ZM183 113V114H182ZM193 113H194V115H193ZM199 113V114H198ZM218 113V114H217ZM223 113V114H222ZM232 113H236V114H232ZM170 114V115H169ZM175 114V115H174ZM197 114V115H196ZM224 114H226L225 116H224ZM231 114V115H230ZM174 115V116H173ZM182 116V118L180 117V116ZM189 115V116H188ZM199 115V116H198ZM208 116V118H210V120L209 119H207V116ZM220 115H223V116H220ZM230 115V116H229ZM236 115V116H235ZM133 116V117H132ZM176 116H179V117H176ZM186 116V117H185ZM194 116V117H193ZM195 116H197V117H195ZM200 116H201V118H200ZM209 116H211V117H209ZM228 116V117H227ZM233 116H235L231 121H230V119H229V117L231 118V117H233ZM174 117V118H173ZM176 117V118H175ZM191 117V118H190ZM218 117H226V118H223L224 120H226L225 122H223L224 120L223 119H221V118H218ZM66 118V119H65ZM155 118L157 119V120H155ZM177 118H180V119H177ZM183 118H185L184 120H183ZM204 118V119H203ZM212 118L214 119H217L216 121H213L212 120ZM227 118H228V120H227ZM174 119V120H173ZM177 119V120H176ZM203 119V120H202ZM189 120V121H188ZM196 120H197V122H196ZM223 120V121H222ZM156 121V122H155ZM181 121L183 122V123H181ZM188 121V122H187ZM207 121H209V122H207ZM228 121V122H227ZM155 122V123H154ZM170 122H171V124H170ZM216 122V123H215ZM221 122V123H220ZM229 122H232V123H229ZM123 123V122H122ZM192 123H190V124H192ZM195 123H194V126H195ZM221 125H220V124ZM223 123H227V124H224V125H226V127H224V125H223ZM229 123V124H228ZM59 124H61V125H59ZM133 124V127L131 126ZM146 124V126H144ZM167 124H169V125H167ZM215 124H216V126L217 125H219V126H215ZM232 124V125H231ZM151 125V126H150ZM166 125V126H165ZM193 125V124H192ZM197 125V124H196ZM228 125V126H227ZM56 126V127H55ZM118 126V127H117ZM127 126V125H126ZM131 126V128H129ZM141 126V127H140ZM157 126V127H156ZM165 126V127H164ZM139 127V128H138ZM176 127H178L177 129L178 130H176ZM180 127V128H179ZM220 127H222L223 129H221ZM114 130H113V129ZM127 128H129V129H127ZM162 128V129H161ZM172 128V127H171ZM188 129L190 132L188 133L187 131L188 130H186V129ZM210 128V127H209ZM214 128V129H215ZM92 129H90V130H92ZM125 129V130H124ZM131 129V130H130ZM147 129V130H146ZM181 129V130H180ZM120 130H122V131H120ZM128 130H130V131H128ZM136 130H133V131H136ZM164 130V129H163ZM102 132V134L104 135H102V137H100V133L99 132ZM112 131V132H111ZM124 131H126V133L124 132ZM38 132V133H39ZM94 132V133H95ZM111 132V133H110ZM113 132H116V133H113ZM119 132H121V133H119ZM145 134H144V133ZM182 132V133H181ZM123 133H124V135H123ZM185 133V135L186 134H189L188 135V137H184L183 136V134ZM191 133V134H190ZM141 134V135H140ZM97 135V136H98ZM194 135V136H193ZM113 136V137H112ZM116 136H118V137H116ZM175 136V135H174ZM193 136V137H192ZM195 136L196 137H198V139L197 138H195ZM178 137H180V138H178ZM189 137L191 138L190 140H189ZM201 137V138H200ZM202 137H204V138H202ZM114 138V139H113ZM181 138H183V139H181ZM200 138V139H199ZM31 139V138H30ZM44 139H45V137H44ZM103 139V140H102ZM207 139V140H206ZM102 140V141H101ZM180 140H182V141H180ZM199 140H201V142L199 141ZM210 140V141H209ZM145 141V140H144ZM202 141H204L203 143H205V144H203L202 143ZM164 142V143H163ZM169 142H171L172 144H173V152H172V150H168L167 148H166V145H168L169 144ZM209 142V145H206L207 143ZM168 143V144H167ZM116 144H118V146L122 149V148H125V154H124V152L121 150L120 152H122V156L123 157H125L124 155H126V153H127V156L125 157V158H123L122 156H121V154H120V152L118 151V150H120V148H116ZM137 144H139V143H137ZM159 144V145H158ZM163 144V145H162ZM164 144H166V145H164ZM201 144V145H200ZM83 145V144H82ZM86 145V144H85ZM130 147H132L134 144H131L130 143ZM202 145H205V148H204V146H202ZM213 145V144H212ZM84 146V145H83ZM82 146V148H85V146L83 147ZM97 146H99V149H97V150H95L94 148H98ZM169 146V145H168ZM41 148V147H43L42 146V144L41 143H39L38 145H36V147H34V148H36V149H38V148ZM130 147H129V150H131L130 149ZM162 147V148H161ZM209 147V148H208ZM34 148H33V151H35L34 150ZM94 151H93V150ZM203 149V150H202ZM204 149H205V151H204ZM99 150H102V153H101V151L99 152ZM118 151L117 153H118V155H120V156H118V155H115L116 154V152L114 153V151ZM160 150V151H159ZM207 150V151H206ZM92 152V153H90V152ZM95 151H97V152H95ZM107 153H106V152ZM113 151V152H112ZM105 152V153H104ZM18 152H15V154L12 156V157H10V159L9 160H12L15 156H16V154H17ZM98 153V154H97ZM101 155H103V153H104V157L102 156L101 158H100V154ZM108 153H111V154H108ZM105 154H107V156H109V157H111L112 158V154H114L113 155V158L110 160V158L108 159L107 158V156L105 155ZM160 154V155H159ZM98 155H99V157H98ZM130 157H129V156ZM145 155V156H146ZM105 156H106V158L109 160H107L106 158H105ZM116 156V157H115ZM118 157H119V161L121 162V160H123V159H125V160H123L122 161V163L124 164H121L119 161H118ZM122 157V159L120 160V158ZM127 157H129V158H131L130 160L132 161V158L134 159L133 161L134 162H131L132 163V166H135V168L134 167H132L131 166V163H129L130 162V160L127 162L129 165L127 166V163H124V161L126 162V160H128L127 159ZM114 158H117V159H114ZM144 158H142V160L144 159ZM187 160V161H185V159ZM188 158V159H187ZM209 158V157H208ZM104 160V161H103ZM100 163H99V162ZM111 161V162H110ZM122 165V166H120V164L118 163V162ZM135 161H137V162H135ZM93 162V163H92ZM110 164H109V163ZM187 162H188V164H187ZM93 164V166H91L92 164ZM118 163V164H117ZM134 163H138L139 165L137 166V164H134ZM96 164V165H95ZM113 164H115V165H113ZM18 165V163L15 165V166H17ZM117 165H119L118 167H117ZM167 165V167L171 170V173L168 171L167 173H163L162 172V168L164 167V166H166ZM202 165V164H201ZM88 166H91V167H88ZM97 166V167H96ZM115 166H116V168H115ZM125 166V167H124ZM192 166V167H191ZM77 167H78V170H80V172L78 171V170H76L77 169ZM121 167V168H120ZM131 167H132V170H131ZM149 167V168H148ZM83 168V169H82ZM114 168V169H113ZM121 169V171L123 172V171H125V169L126 168H129L130 170H131V172H129L130 170L129 169H127V171H125L126 172V174L125 173H123L122 174V172L119 170V169ZM123 168V169H122ZM125 168V169H124ZM179 168H181V169H179ZM201 168V167H200ZM116 169V170H115ZM177 169H178V173H177ZM75 170L77 171V174H76V176L79 174V173H81V174H79L78 176L80 177V179L77 181V179L79 178V177H75V174L74 173H76L75 172ZM113 170V173H111L110 171H112ZM114 170L115 171H117L118 170V174L120 173V175L119 176H117L118 174L115 172L114 173ZM189 170V171H188ZM73 171H74V173H73ZM135 171V172H134ZM79 172V173H78ZM110 172V173H109ZM135 174H134V173ZM189 173V174H187V173ZM191 172V173H190ZM72 173V174H71ZM109 173V174H108ZM127 173H129V174H127ZM171 175H170V174ZM184 173V174H183ZM103 174V175H102ZM110 174H112V176H115L116 174V177H114V178H112V176L110 175ZM115 174V175H114ZM164 174V175H163ZM181 174V175H180ZM183 174V175H182ZM99 175H100V177H99ZM107 175V176H106ZM126 175V176H125ZM129 175H131L133 178H129ZM58 176V175H57ZM60 176V175H59ZM68 176V177H67ZM82 176H85V177H82ZM103 176H104V179H103ZM105 176L107 177L106 179H105ZM109 176V177H108ZM150 176V177H149ZM165 176H167L166 178H165ZM181 176V177H180ZM186 176V177H185ZM119 177H121V178H119ZM194 177V178H193ZM95 178H96V180H95ZM119 180H118V179ZM136 178V177H135ZM162 178V179H161ZM168 178V179H167ZM177 178H178V180H177ZM185 178V179H184ZM100 179H102V180H100ZM109 179V180H108ZM126 179V178H125ZM124 179V180H125ZM159 179H161V180H159ZM172 179H174L173 181H171ZM179 179H181L180 181H179ZM184 179V180H183ZM52 181H53V179H51ZM135 180V179H134ZM133 180V181H134ZM163 180V181H162ZM178 181V183H177V181ZM187 180V181H186ZM2 181H4V179L2 180ZM96 181V182H95ZM99 181H101V182H99ZM115 181H117V182H115ZM123 181V180H122ZM126 181V180H125ZM130 182H131V180H129ZM129 181H127V183L129 182ZM156 183H155V182ZM160 181H162L163 183H161ZM185 181H186V183L187 184H185ZM57 182H55V181H53V183L55 184V183H57ZM114 182H115V184H114ZM160 182V183H159ZM182 182H184V183H182ZM95 183V184H94ZM117 183V184H116ZM126 183V182H125ZM150 183H152L151 181H150ZM65 184H68V185H65ZM124 184V183H123ZM183 185V186H181V185ZM56 185H53V187L54 186H56ZM102 187H101V186ZM115 185V186H114ZM128 185H130V183L128 184ZM127 185V186H128ZM60 187V189L61 190H63L66 186H68L66 189H65V191L63 190V191H61L60 189H58L59 187ZM64 186V187H63ZM113 186V187H112ZM153 188H152V187ZM156 186V187H155ZM180 186H181V188H180ZM63 187V188H62ZM96 187V188H95ZM107 187H108V189H107ZM116 189H115V188ZM129 187V186H128ZM45 188V187H44ZM85 188V189H84ZM100 188V189H99ZM104 188V189H103ZM109 188H111V189H109ZM113 188V189H112ZM151 188V189H150ZM183 188H185V190L187 189V194L189 195H187V196H185V194H181L182 193V189ZM55 189V190H54ZM56 189H57V191L58 192H61V193H59L61 196H59V194L58 195H56ZM92 189H94V190H92ZM95 189H96V191H95ZM115 189V190H114ZM150 189V190H149ZM179 189H181V190H179ZM191 189V190H190ZM54 190V191H53ZM84 190H85V192H84ZM90 190V191H89ZM105 190H107V191H105ZM108 190H113L114 192H115V195H114V193L113 192H110V191H108ZM172 190H176V191H178L179 190V192H176L177 193V196H176V194H175V192L174 191H172ZM81 191H82V193H81ZM98 191V192H97ZM103 191V192H102ZM116 191H117V193H116ZM51 192H54V194L53 195H51ZM79 192H80V194H79ZM95 192H97V195H96V193ZM126 192V193H125ZM172 192V193H171ZM185 192V193H186ZM77 193V194H76ZM84 193H86L85 195H83ZM89 193H91L90 194V198H89V196H88V198H89V200H88V198H87V196L86 195H89ZM107 193V194H106ZM113 195L112 197H110L109 195H111V194ZM123 193V194H122ZM193 193V192H192ZM42 194V195H41ZM75 194H76V196H75ZM102 194V195H101ZM166 194H167V196L169 197H167L166 196ZM169 194V195H168ZM172 194V195H171ZM174 194V195H173ZM36 195H35V197H36ZM50 195L52 196V197H50ZM56 195V196H55ZM79 195H80V198H77V197H79ZM82 195V196H81ZM104 195V196H103ZM171 195V196H170ZM179 195V196H178ZM59 196V197H58ZM85 197L86 196V198H87V200H86V198H82V197ZM94 196V197H93ZM96 196V197H95ZM98 196V197H97ZM101 196V197H100ZM109 196V197H108ZM119 195H117V196H115V198L116 199H114V198H112V201H113V199L116 201L117 200V198L119 199L120 198V201L121 200H123V199H121V197H120ZM174 196H175V198H174ZM50 197V198H49ZM77 199H76V198ZM93 197V198H92ZM104 197V198H103ZM129 196H128V194L126 195V197H125V199H127ZM153 197H155V199L153 198ZM171 197H172V199H171ZM177 197H178V199H177ZM180 197V198H179ZM182 197V198H181ZM185 197H187V198H185ZM48 198V199H47ZM58 198V199H57ZM74 198H75V200H74ZM98 198V199H97ZM101 198H103V199H101ZM106 198V199H105ZM123 198V197H122ZM167 198V199H166ZM175 200H174V199ZM183 198H184V200H183ZM79 199V200H78ZM80 199H83L82 201H80ZM84 199H85V201H86V203H85V201H84ZM92 199H95V200H92ZM101 199V200H100ZM107 199H108V201H107ZM169 199L170 200H173V201H169ZM180 199V200H179ZM58 202H57V201ZM74 202H73V201ZM77 200H78V202H77ZM101 202H100V201ZM183 200V201H182ZM187 200H189V201H187ZM74 203H72V202ZM76 201V202H75ZM89 201V205L87 204V202ZM120 201H118V203L120 202ZM167 201H169V202H167ZM80 202H81V204H80ZM84 202V203H83ZM97 202H99V203H97ZM114 202V201H113ZM117 202V201H116ZM163 202H164V206H163ZM169 203V204H167V203ZM77 203V204H76ZM188 203V204H187ZM31 204V205H32ZM68 204V205H67ZM70 204H72V205H70ZM80 204V205H79ZM83 204V205H82ZM92 204V205H91ZM165 204H167L166 206H165ZM47 205V204H46ZM88 205V206H87ZM91 205V206H90ZM77 206V207H76ZM80 206H82L81 208H80ZM109 207V209H108V207ZM113 206V207H112ZM38 208V210H36L37 208ZM66 207V208H65ZM84 207H86V208H84ZM88 207V208H87ZM111 207V208H110ZM165 207V208H164ZM50 208H52L51 210H50ZM57 209V212H53V209ZM69 208H71V210L69 209ZM72 208H74V210L72 211ZM76 208V209H75ZM78 208V209H77ZM90 208V209H89ZM105 208H106V210H105ZM167 208V209H166ZM171 210H170V209ZM182 208H184V209H182ZM42 209V210H41ZM45 209H46V211H45ZM173 209V210H172ZM48 210H50L49 211V213L51 214V216H50V214L48 213ZM68 210H70V212H69V214H68ZM81 210H83V211H81ZM85 210V211H84ZM56 211V210H55ZM64 211V212H63ZM81 211V212H80ZM93 211V212H92ZM169 211H170V213H169ZM185 211V212H184ZM52 212V213H51ZM66 212V214L65 215H63L64 213ZM73 212H75L74 214L75 215H71V213H73ZM105 212V213H104ZM167 212H168V214H167ZM182 212H184V213H182ZM63 213V214H62ZM92 213V214H91ZM47 214H49V215H47ZM52 214H55V216L54 215H52ZM62 214V218H63V221L61 220L62 218H60V216L59 215H61ZM169 214H170V216H169ZM171 214H172V216H171ZM40 215V214H39ZM44 215H45V217H44ZM67 215V218L65 217ZM70 215L71 216H74L73 218H71L70 217ZM182 215V216H181ZM46 216H47V218H46ZM50 218H49V217ZM52 216H54V218L52 217ZM64 216V217H63ZM89 216V217H88ZM93 216V217H92ZM168 216L170 217V218H168ZM51 217H52V220L53 221H55V222H52V220H50L51 219ZM84 217V218H83ZM88 217V218H87ZM96 217V218H95ZM182 219H181V218ZM57 218L59 219V220H61L60 222H59V220H57ZM65 218V219H64ZM69 218H71V220L69 219ZM82 218L84 219V221L82 220ZM86 218V219H85ZM173 218V219H172ZM36 219V220H35ZM47 219V220H46ZM74 219V220H73ZM93 219V220H92ZM106 219V220H105ZM112 219V220H111ZM166 219H167V221H170V222H167L166 221ZM184 219V220H183ZM47 221L46 223H45V221ZM49 220V221H48ZM67 221V223H66V221ZM69 221V222H68ZM72 221H73V223H72ZM119 221V222H118ZM55 223V225L53 224V225H50L49 223ZM65 222V223H64ZM108 222V223H107ZM121 222V223H120ZM41 223V224H40ZM45 223V224H44ZM60 223H61V225H60ZM78 223V224H77ZM87 223H91V224H87ZM160 223V224H159ZM66 224V225H65ZM71 224V225H70ZM94 224V225H93ZM96 224V225H95ZM156 224V225H155ZM49 227H48V226ZM92 225V226H91ZM101 225V226H100ZM118 225V226H117ZM120 225H121V227H120ZM58 226V227H57ZM73 226V227H72ZM90 226H91V228H90ZM94 226V227H93ZM103 226V227H102ZM51 227V229L49 230V228ZM93 227V228H92ZM119 227V228H118ZM157 227V228H156ZM84 228V229H83ZM88 228V229H87ZM95 228V229H94ZM100 228V229H99ZM102 228V229H101ZM105 228V229H104ZM121 228V229H120ZM45 229H46V231H45ZM120 229V230H119ZM38 230V231H37ZM47 230H49V231H47ZM94 230V231H93ZM118 230V231H117ZM151 230H152V232H151ZM34 231V232H33ZM44 231V232H43ZM99 231V232H98ZM101 231V232H100ZM147 231V232H146ZM179 231V232H178ZM36 232V233H35ZM38 232V233H37ZM48 232V234H45V233H47ZM95 232V233H94ZM149 232V233H148ZM158 232V233H157ZM29 234H30V232H28ZM33 233V234H32ZM43 233V234H42ZM92 233V234H91ZM98 233H99V235H98ZM117 233V234H116ZM122 233V234H121ZM139 233V234H138ZM151 233V234H150ZM38 234V235H37ZM41 234V236H42V238L39 236ZM47 235L46 237L45 236H43V235ZM102 234V235H101ZM122 236H121V235ZM116 235V236H115ZM151 235V236H150ZM154 235V236H153ZM157 235V236H156ZM94 236V237H93ZM117 236H119L118 237V239L116 238ZM120 236H121V238H120ZM150 236V238H148ZM39 237V238H38ZM125 237V236H124ZM147 237V238H146ZM157 237V238H156ZM30 238V239H29ZM71 238V239H70ZM105 238V239H104ZM116 239V241L114 240V239ZM144 238H146V239H144ZM32 239V241H33V243L35 242L36 243V247H35V245L33 246L32 245V243H31V240ZM40 239H43L42 241L40 240ZM74 239H75V241H74ZM110 239V240H109ZM141 239V240H140ZM143 239V240H142ZM153 239V240H152ZM28 240L30 241V242H28ZM39 241V246L37 245V242ZM101 240V241H100ZM106 240V241H105ZM113 240V241H112ZM145 240V241H144ZM151 240V241H150ZM23 241V242H22ZM44 241V242H43ZM62 241V242H61ZM73 241V242H72ZM150 241V242H149ZM102 242V243H101ZM138 242H140L141 244H138ZM28 243H29V246H27L28 248L26 249L27 250V253H29V254H27L26 253V255L24 256V254H25V246L26 245H28ZM34 243V244H35ZM43 243V244H42ZM61 243H63V244H61ZM84 243V244H83ZM129 243V242H128ZM143 243V244H142ZM148 243V244H147ZM173 243L175 244V245H173ZM31 244V245H30ZM106 244V245H105ZM110 244V245H109ZM104 245V246H103ZM112 245V246H111ZM33 246V248H31V247ZM38 246V247H37ZM69 246V247H68ZM77 246V247H76ZM106 246V247H105ZM70 247H71V249H70ZM14 248H16V249H14ZM29 248H31L30 250H29ZM18 249V250H17ZM66 249V250H65ZM79 249V250H78ZM25 250V251H24ZM70 250V251H69ZM109 250V251H108ZM24 251V252H23ZM162 251V252H161ZM103 252V253H102ZM22 253V254H21ZM106 253V254H105ZM107 253H109V254H107ZM163 253V254H162ZM20 254V255H19ZM106 256H105V255ZM171 254V255H170ZM30 257H29V256ZM105 256L104 258H103V256ZM8 256V257H7ZM22 256H23V260H22ZM27 256H28V258H27ZM99 258H98V257ZM160 256V257H159ZM16 257H18V258H16ZM97 257V258H96ZM164 257V258H163ZM4 258V259H3ZM9 258V259H8ZM16 258V259H15ZM27 258V259H26ZM77 258V259H76ZM95 258V259H94ZM101 258H103V259H101ZM13 259H15V260H13ZM18 259V260H17ZM35 259H36V261H38V262H36L35 261ZM170 259V260H169ZM8 260V261H7ZM11 260V261H10ZM71 260V261H70ZM106 262H105V261ZM4 261V262H3ZM78 261V262H77ZM101 263H100V262ZM149 261V262H148ZM161 261H163V262H161ZM7 262V263H6ZM31 262V263H30ZM33 262V263H32ZM147 264H151V261L150 260H147Z\"/></svg>",
  "mask_w": 264,
  "mask_h": 264
},
{
  "label": "water",
  "instance_id": "water-1",
  "mask_svg": "<svg viewBox=\"0 0 264 264\" xmlns=\"http://www.w3.org/2000/svg\"><path fill=\"white\" fill-rule=\"evenodd\" d=\"M167 0H162V1H158L157 2V4L152 8V10H151V14H150V19H149V21L147 22L146 21V23L145 22H143L139 27H138V29L133 33V34H135V33H137L140 29H141V26L142 25H144V24H149V25H151V24H154V23H157L158 21H159V16H160V14H161V11L162 10H160L159 8H161V6L166 2ZM158 10H160L159 12H158ZM133 36V35H132ZM125 41V40H124ZM124 44V42H122V44H121V46Z\"/></svg>",
  "mask_w": 264,
  "mask_h": 264
}]
</instances>
